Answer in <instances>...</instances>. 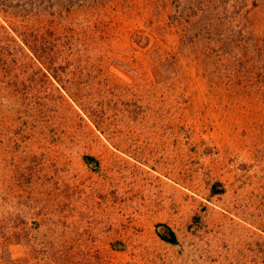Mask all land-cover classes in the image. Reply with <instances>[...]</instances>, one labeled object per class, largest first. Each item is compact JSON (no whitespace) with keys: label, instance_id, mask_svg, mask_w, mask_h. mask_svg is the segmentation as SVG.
<instances>
[{"label":"rangeland","instance_id":"374dc122","mask_svg":"<svg viewBox=\"0 0 264 264\" xmlns=\"http://www.w3.org/2000/svg\"><path fill=\"white\" fill-rule=\"evenodd\" d=\"M0 264H264V0H0Z\"/></svg>","mask_w":264,"mask_h":264},{"label":"trees","instance_id":"16d2710c","mask_svg":"<svg viewBox=\"0 0 264 264\" xmlns=\"http://www.w3.org/2000/svg\"><path fill=\"white\" fill-rule=\"evenodd\" d=\"M170 234H171L170 237L165 236V235H162L161 237H162L163 239L167 240V241L172 242V243L177 242L176 235H175V233H174L171 229H170Z\"/></svg>","mask_w":264,"mask_h":264}]
</instances>
